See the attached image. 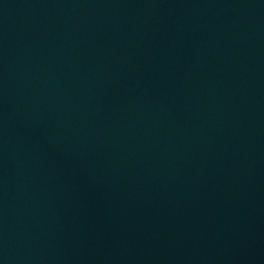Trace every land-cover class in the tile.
Returning <instances> with one entry per match:
<instances>
[{"label":"water","instance_id":"1","mask_svg":"<svg viewBox=\"0 0 264 264\" xmlns=\"http://www.w3.org/2000/svg\"><path fill=\"white\" fill-rule=\"evenodd\" d=\"M0 264H264V0H0Z\"/></svg>","mask_w":264,"mask_h":264}]
</instances>
